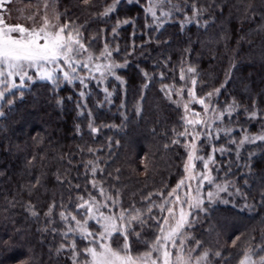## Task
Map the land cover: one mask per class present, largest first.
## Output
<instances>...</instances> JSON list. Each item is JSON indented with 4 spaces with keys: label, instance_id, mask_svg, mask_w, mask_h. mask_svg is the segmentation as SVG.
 Instances as JSON below:
<instances>
[{
    "label": "trees",
    "instance_id": "1",
    "mask_svg": "<svg viewBox=\"0 0 264 264\" xmlns=\"http://www.w3.org/2000/svg\"><path fill=\"white\" fill-rule=\"evenodd\" d=\"M111 3L92 0L91 5L84 6L81 0H61L59 11L67 8V19L84 25L86 38L98 36L89 49L92 54L99 56L105 42L110 50L119 45L121 51L114 52L113 59L118 63L128 61L125 68L117 70L124 83L108 77L103 82L86 79L87 88L79 81L56 88L48 81L36 80L23 89V98L19 92L15 96L7 94L1 103L0 264H72L70 251L56 253L66 241L51 231H41L48 224L44 213L55 201L53 218L58 221L61 203L67 204L70 197L78 195L87 198V194L83 187L69 190L68 183H59L56 174L67 175L72 184L83 186L92 178L90 173L83 175L84 165L88 161L98 163L104 171H98L95 178L103 181L112 195L119 189L125 207L130 201H141L149 192L164 189L166 194L176 184L182 174L185 149L170 142L176 138L173 128L183 130L182 110L169 101L161 87L179 88L183 83L180 68L186 64L197 69L196 88L201 95L219 88L231 68V78L215 101L221 109L233 100L241 106L237 114L213 125V135L216 128H232L235 131L231 136L221 132L219 139L201 142L205 158L211 146L229 150L216 153L219 171L210 166L217 183L229 184L228 192L220 194L229 203L212 205L191 230L203 242V249L221 252L220 257L210 253L212 264H238L250 245L264 244V143L246 144L240 149L230 143L231 139L239 142L245 135L240 129L250 134L264 131V120L247 119V112L254 110L253 102L255 110L264 113V0H171L164 11L172 5L183 11L163 17L158 8L157 16L164 21L159 30H154L159 21L154 22L143 12L147 0L131 4L122 0L115 14L99 16ZM193 3L206 10L196 17L198 23H185L192 17ZM126 18L133 19L134 24L124 25L113 36L117 20ZM65 19L61 16L60 22ZM146 23L152 27L146 28ZM133 45L137 46L134 51ZM95 75L99 77V73ZM105 88L112 93L110 97ZM80 91H85V97H80ZM7 99L14 103L9 105ZM172 100H178L175 92ZM89 122L99 131L92 133ZM180 139L183 143L184 138ZM165 144L170 146L166 149ZM89 148L94 151L89 152ZM38 178L40 185L33 189ZM236 188L243 195H237ZM89 190L97 194L91 186ZM153 199L160 202L158 197ZM29 203L39 212L38 218L29 214ZM220 223L225 224L223 230ZM53 226L64 227L59 222ZM237 237L240 239L233 247ZM146 238L151 239L152 233ZM79 246L83 247V242ZM143 249L142 245L133 248Z\"/></svg>",
    "mask_w": 264,
    "mask_h": 264
},
{
    "label": "snow or ice",
    "instance_id": "2",
    "mask_svg": "<svg viewBox=\"0 0 264 264\" xmlns=\"http://www.w3.org/2000/svg\"><path fill=\"white\" fill-rule=\"evenodd\" d=\"M81 2L84 6L92 4V0H81ZM121 2L122 0H112V3L98 15L110 17L116 13ZM127 2L131 4L138 0H127ZM16 3L17 0H0V100H6V94L15 96L17 92L19 97L23 98V89L29 88L37 79L48 81L56 88L64 83L71 85L74 81H79L84 88H87L86 79L103 82L108 77L124 83L117 75V69L125 68L128 61L118 63L113 59V53L119 54L121 51L119 45L110 50L109 44L105 42L100 55L94 58L89 49L96 43L98 36L86 38L82 31L84 25H77L74 20L67 19V8L63 12L59 11L61 0H35L34 3L29 0L25 8L15 9L18 14L14 17L11 14L14 11L12 5ZM168 4H171V0H147V6L143 8L145 16H151L154 22L159 21L154 30L164 26V21L157 16L158 8L163 17H171L174 11H183L176 5L164 11L165 5ZM190 7L192 17L187 18L185 23H198L196 17L206 9L198 8L195 3ZM61 16L66 18L63 23L60 22ZM13 19L18 22L9 23V20ZM131 24H134L131 18L117 20L112 27V35H118V29ZM145 27L151 28L152 25L146 23ZM181 27L183 28V25ZM132 34L134 36L135 31ZM135 47L137 46L133 45V51ZM132 54L133 52L127 53V55ZM101 57L105 62H97ZM81 69L87 70L86 77L80 75ZM96 73H99V77L95 75ZM196 73L195 67L188 66L186 71L181 67L179 79L190 80L191 87H187L186 84L181 88H175L173 85L161 87V91L169 101L184 110V114L180 117L183 130L177 131L173 128L172 132L176 138L170 142L171 145L183 147L186 152V159L182 164L183 174L176 184L166 194L164 189L149 192L141 197V201H130L125 207L119 189H116L115 195H112L110 190L103 186L104 182L95 178L98 171L101 173L104 171L98 163L88 161L84 165L86 172L83 175L87 177L90 173L92 178L87 179L83 186L72 184L67 175L61 177L56 174L59 183H68L69 190L83 187L87 194V198L85 195H78L74 198L70 197L67 204L61 203L59 207L62 210L58 213V221L53 218V210L57 207L55 201L44 213L48 224L41 231H51L66 241L56 249L58 255L70 251L71 255L68 258L72 264H212L211 249H203V242L197 240L191 230L200 222V213H207L216 203H229L220 196L221 193L228 192L229 184L217 183L213 175V167H210V165L216 166V170L219 171V166L216 165V153L223 154L229 150L211 146L212 151L205 158L198 154L202 150L198 147V142L219 139L221 132L225 136H231L235 131L232 128H216L213 135V125L217 121L222 123L225 117L231 118L237 114L241 106L233 100L221 109L214 100L230 80L231 68L225 82L203 97H198L196 94L198 83L194 78ZM143 75L147 77L148 73L144 72ZM164 75L163 72L160 73L161 78ZM143 87L147 88L148 85L145 84ZM104 92L109 97L112 95L107 88ZM173 92L181 99L172 100ZM185 93L188 96L187 102H183ZM79 95L83 98L86 93L80 91ZM6 102L9 105L14 103L11 99H7ZM193 104L201 106L203 117L201 112L191 108ZM252 107L254 110L251 112L245 109L247 119L264 120V113L255 110V102ZM136 110L139 113L141 109L138 106ZM209 113L212 115L209 116ZM2 115L4 113L0 112V116ZM79 115H83V112ZM87 126L92 133L99 131L91 122ZM77 128L79 129V126ZM240 130L245 135L239 142L235 139L230 140V143L237 145V149L243 148L246 144L264 143V131L250 134L247 129ZM180 137L184 138L183 143ZM169 146V144L164 145L166 149ZM88 151L94 150L89 148ZM236 154L239 159V151ZM197 162L200 163L201 168H197ZM39 185L38 178L32 188ZM89 186L97 193L96 195L89 190ZM164 187L168 188V185L165 184ZM235 193L243 195L239 188L235 189ZM153 197H158L160 202L157 203ZM138 203L140 207L137 206ZM245 207L251 206L245 205ZM27 210L32 217H39V212L31 203ZM57 222L64 226L63 229L53 226ZM147 233H152L151 239L146 238ZM239 239L240 237H237L232 241L233 247ZM79 242H83L84 246L80 247ZM135 245H142L144 250L134 252ZM200 249L203 250L198 251ZM211 255L220 257L221 252L216 251ZM238 264H264V244H257L255 247L250 245L244 250Z\"/></svg>",
    "mask_w": 264,
    "mask_h": 264
},
{
    "label": "rangeland",
    "instance_id": "3",
    "mask_svg": "<svg viewBox=\"0 0 264 264\" xmlns=\"http://www.w3.org/2000/svg\"><path fill=\"white\" fill-rule=\"evenodd\" d=\"M28 2H29V0H17V3H16L15 5H12V8L14 9V11L11 13L12 16L15 17V16L18 14V13L15 11V9L25 8V7L27 6ZM32 2L34 3L35 0H32ZM16 22H18V21L15 20V19H13V20H9V23H16ZM89 51H90V50H89ZM90 52H91V51H90ZM91 53H92V52H91ZM93 57L95 58V57H97V56L93 54ZM97 62L103 63V62H105V61H102V60L100 59V60L97 61ZM188 66H191V65L186 64L185 66H183V68L185 69V71H186V69H187ZM117 70H118V69H117ZM80 75H81V76H87V75H88L87 70H86V69H81V70H80ZM189 75H193V74H189ZM194 78H196V77H195V74H194ZM37 80H38V79H37ZM185 84L187 85V87H191L190 80L183 81L182 85L185 86ZM182 85H181L179 88H181ZM211 92H212V91H211ZM196 94H197L198 97H203V96H204V95H201V93L197 90V88H196ZM6 95H7V94H6ZM177 98H178V100L181 99L179 96H177ZM215 98H216V97H214V100H215ZM187 100H188V96H187V94L185 93L184 96H183V102H187ZM2 102H3V100H0V106H1V103H2ZM206 102H207V101H206ZM191 108H193L195 111L201 112V116H202V117L204 116V113H203V111H202L201 106H199V105H197V104H193V105H191ZM181 110H182V115H183V114H184V110H183L182 107H181ZM211 115H212V113H209V116H211ZM190 130H191V129H190ZM197 130H199V127L197 128ZM189 139H191V138H189ZM128 141H129V139H128ZM198 147L201 148V142H198ZM198 154L201 155V151H199ZM184 159H186V152H185V154H184V158H183V160H184ZM210 166H211V165H210ZM197 168H201V165H200L199 162H197ZM182 174H183V173H182ZM182 174H181V175H182ZM201 214H202V213H200V219H201ZM222 219H223V218H222ZM222 221H223V220H222ZM223 227H225V224L222 225V224L220 223V224H219V228H220L221 230H223ZM113 246L115 247L116 245H113ZM143 250H144V249H143ZM143 250H140V251H143ZM133 251H134V250H133ZM198 251H199V250H198ZM134 252H135V251H134Z\"/></svg>",
    "mask_w": 264,
    "mask_h": 264
}]
</instances>
